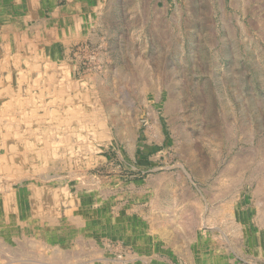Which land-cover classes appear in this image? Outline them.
I'll return each mask as SVG.
<instances>
[{
	"label": "rangeland",
	"instance_id": "374dc122",
	"mask_svg": "<svg viewBox=\"0 0 264 264\" xmlns=\"http://www.w3.org/2000/svg\"><path fill=\"white\" fill-rule=\"evenodd\" d=\"M91 1L0 0V198L86 223L48 254L264 264V0Z\"/></svg>",
	"mask_w": 264,
	"mask_h": 264
},
{
	"label": "bare ground",
	"instance_id": "6f19581e",
	"mask_svg": "<svg viewBox=\"0 0 264 264\" xmlns=\"http://www.w3.org/2000/svg\"><path fill=\"white\" fill-rule=\"evenodd\" d=\"M6 2V1H5ZM10 6V5H9ZM8 10V8H6ZM6 10V11H7ZM1 13V12H0ZM6 13V12H5ZM71 25V24H70ZM70 28V27H69ZM74 30V29H73ZM4 32V31H3ZM21 35V34H20ZM10 39V38H9ZM77 39V38H76ZM11 40V39H10ZM5 41V40H4ZM6 42V41H5ZM21 46V45H19ZM13 47V46H12ZM19 48V47H18ZM15 50V49H14ZM67 51V50H66ZM65 51V52H66ZM32 55V54H31ZM67 55V54H66ZM45 57V56H44ZM59 57V56H58ZM66 57V56H65ZM60 60V59H59ZM63 60V59H62ZM65 61V60H64ZM7 66V65H6ZM62 81V80H61ZM60 82V81H59ZM67 88V87H66ZM62 89V88H61ZM58 93V91H57ZM34 94V93H33ZM19 96V95H18ZM29 97V96H28ZM34 97V96H33ZM47 97V96H46ZM41 98V97H38ZM19 99V98H18ZM1 101V100H0ZM4 102V101H2ZM38 103V102H37ZM3 103H0V109L4 108ZM49 107V106H48ZM4 111V110H3ZM5 112V111H4ZM22 112V111H21ZM24 112V111H23ZM7 111L5 113H1L0 116L6 115ZM30 113V112H29ZM9 116V115H8ZM7 116V117H8ZM2 118V117H1ZM19 122V121H18ZM11 126V125H10ZM4 129V128H3ZM17 133V132H16ZM4 136V135H3ZM12 136V135H11ZM13 137V136H12ZM23 137V136H22ZM21 137V138H22ZM10 139V137H9ZM7 140V139H6ZM20 144V143H19ZM7 146V145H6ZM5 147V146H4ZM7 149V148H6ZM19 149V148H18ZM27 151V150H26ZM21 156V155H20ZM20 156H16L14 158V161L12 164H10L7 169L10 171L11 166H15V164L18 165V161ZM13 157V156H12ZM24 159V158H23ZM1 161V160H0ZM12 162V158L8 160V164ZM23 162V161H21ZM24 163V162H23ZM20 164V163H19ZM5 168V167H4ZM16 168V167H15ZM54 171V170H53ZM4 172V171H2ZM6 172V170H5ZM12 172V171H11ZM16 172V171H15ZM13 172V173H15ZM9 174V173H8ZM11 174V173H10ZM39 174V173H38ZM46 175V174H45ZM2 176V175H0ZM62 176V175H60ZM71 176V175H69ZM10 177V176H9ZM6 178V177H5ZM4 177H0V180L6 181ZM1 184V183H0ZM5 184V183H4ZM15 183H13L14 185ZM29 185V184H28ZM40 186V185H39ZM13 188V186H11ZM36 187V186H35ZM45 187V186H44ZM67 188V187H66ZM38 191V190H37ZM41 191V190H40ZM82 191V190H81ZM35 192V191H34ZM13 193V191L11 192ZM50 193V192H49ZM63 193V192H62ZM34 195V194H33ZM39 195V194H38ZM15 196V195H14ZM64 196V195H63ZM62 196V197H63ZM5 198V197H4ZM67 198V197H66ZM32 199V198H31ZM40 199V198H39ZM46 199V197H45ZM4 201V200H3ZM0 199V233L6 232L8 236L11 238L12 241L15 242V246L13 245H7L3 243V239L0 236V264H83V263H89L91 262V250L85 249L86 253L85 255H90V259L88 260H79V258L82 256L77 251L74 253L73 251H63L59 246H55L54 250H52L49 254L52 245H49L45 243L44 236H42L41 233H49L50 235L56 234L61 237L63 240L70 239L72 237L71 230L73 227V224L79 226H86V223L84 224L82 220L78 219L76 216H68V220L65 221L66 223H58L56 220H54L53 217L50 215L47 216L46 213H43V218L38 216L35 209H31L28 211H19V210H8L6 207V204ZM24 201V200H23ZM45 201V200H44ZM66 201V200H65ZM31 202V201H30ZM62 202V201H61ZM60 202V203H61ZM36 203V202H35ZM68 203V202H67ZM47 204V203H46ZM32 205V204H31ZM35 205V204H34ZM49 205V204H48ZM33 206V205H32ZM47 206V205H46ZM63 206V205H62ZM37 207V205H36ZM43 207V206H42ZM57 208V207H56ZM78 208V207H77ZM62 209V208H61ZM60 209V210H61ZM82 209V208H81ZM38 210V209H37ZM36 210V211H37ZM34 211V212H33ZM59 211V210H58ZM84 211V210H83ZM50 213V212H49ZM81 216V215H80ZM83 217V216H82ZM89 218V217H88ZM125 218V217H124ZM85 219V218H84ZM120 219V218H119ZM58 220V219H57ZM120 221V220H119ZM122 221V220H121ZM91 222V221H90ZM89 222V223H90ZM99 224V223H98ZM74 225V227H75ZM117 225V224H116ZM176 225V224H175ZM100 226V225H99ZM177 226V225H176ZM122 227V226H121ZM118 228V227H117ZM91 229V227H90ZM113 230V229H112ZM173 230V229H172ZM98 232V231H97ZM106 232V231H105ZM70 233V236H68ZM109 233H112L111 230H109ZM126 233L129 238L131 237L132 240L135 242L136 246L141 248H147L148 250L152 249L153 247L150 246V243L148 240L145 239V237L149 236H143L141 234V231L138 232L139 236H132V231L123 232ZM154 233V230L152 231ZM151 233V234H152ZM159 233V232H158ZM155 234V233H154ZM1 235V234H0ZM74 235V234H73ZM158 235V234H157ZM169 235H171L169 233ZM33 236H35L37 239H35ZM159 236V235H158ZM76 237V236H75ZM73 237V238H75ZM106 237V236H105ZM127 237V236H126ZM156 236L153 235V237H150L151 239H156ZM72 238V240H73ZM81 237H77L73 240V243H80L79 241ZM82 239V238H81ZM158 239V238H157ZM126 240V239H125ZM170 240V238L168 239ZM168 243L171 245L173 244L172 240L168 241ZM87 244V243H86ZM51 246V247H48ZM177 247V246H176ZM175 249V248H174ZM79 251V250H78ZM153 251V250H152ZM177 251V250H175ZM209 251V250H208ZM80 252V251H79ZM94 252V251H93ZM138 252V251H137ZM214 252V251H213ZM73 253V254H72ZM82 254V252H80ZM84 253V252H83ZM91 253V254H89ZM98 253V252H97ZM100 253V252H99ZM32 254V255H30ZM34 254V255H33ZM96 254V253H95ZM95 254L92 256L94 257ZM30 255V257H29ZM202 255V254H201ZM223 255L222 253L218 256H212L216 262L218 261V264L225 263L224 258L221 257ZM131 256V255H130ZM153 256V255H152ZM45 257V258H44ZM96 257V256H95ZM157 257V256H156ZM205 257V256H204ZM84 258V257H83ZM212 258H206L205 262L206 264H216V263H208V261H212ZM86 259V258H85ZM95 259V258H93ZM101 259V258H100ZM109 258H107L108 260ZM190 259V258H189ZM194 259V258H192ZM46 260V261H45ZM103 260V259H101ZM112 260V259H111ZM104 261V260H103ZM106 261V259H105ZM144 261V259H143ZM83 262V263H82ZM109 262V261H108ZM115 262V261H114ZM204 262V263H205ZM116 263V262H115ZM146 263V262H145ZM201 263V262H200ZM109 264V263H108ZM149 264V263H148ZM228 264V263H227ZM252 264V263H251Z\"/></svg>",
	"mask_w": 264,
	"mask_h": 264
},
{
	"label": "crops",
	"instance_id": "0c3cea01",
	"mask_svg": "<svg viewBox=\"0 0 264 264\" xmlns=\"http://www.w3.org/2000/svg\"><path fill=\"white\" fill-rule=\"evenodd\" d=\"M111 0H109V2H110ZM94 4V2H93V0L91 1V8H92V5ZM103 10H105V7H104V9ZM72 12V14L70 15V19L67 21V23L68 22H71L72 21V19H73V15H74V12H75V10H72L71 11ZM26 18V17H25ZM64 21H65V19H63ZM44 39H46V37H44ZM62 122V121H61ZM1 199V198H0ZM1 200H5L4 198H2ZM4 202V201H3ZM5 203V202H4ZM6 204V203H5ZM6 207H7V204H6ZM8 209V208H7ZM8 210H10V209H8Z\"/></svg>",
	"mask_w": 264,
	"mask_h": 264
}]
</instances>
